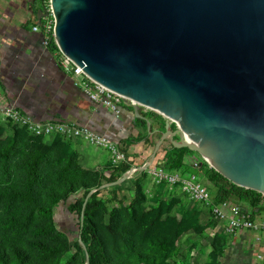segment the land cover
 <instances>
[{
  "label": "water",
  "instance_id": "95a60500",
  "mask_svg": "<svg viewBox=\"0 0 264 264\" xmlns=\"http://www.w3.org/2000/svg\"><path fill=\"white\" fill-rule=\"evenodd\" d=\"M49 1L59 52L132 100L147 130L142 108L163 118L136 172L168 143L264 195V0ZM131 169L100 189L130 179Z\"/></svg>",
  "mask_w": 264,
  "mask_h": 264
},
{
  "label": "trees",
  "instance_id": "16d2710c",
  "mask_svg": "<svg viewBox=\"0 0 264 264\" xmlns=\"http://www.w3.org/2000/svg\"><path fill=\"white\" fill-rule=\"evenodd\" d=\"M48 48L58 52L53 41ZM140 114L155 123L157 130H163L161 116L145 111ZM135 124L144 129V134L118 144L124 153L132 144L143 141L146 148L154 144L149 140L152 128L147 130L140 119H135ZM161 151L164 169L205 178L213 188L216 203L243 202L254 212L264 210L261 194L233 185L207 164L200 165L198 171L185 165L188 149L165 143ZM131 167L127 162L85 169L77 151L59 137L45 144L43 137L30 136L22 129L14 128L5 136L0 129V264H61L72 249L64 264H175L181 237L205 236L212 219L202 224L201 208L192 204L189 209L163 183L148 196L146 171L136 172L118 186L100 189L117 181ZM126 183L134 192L127 204L126 198L118 195ZM105 190L109 197L102 200L99 195ZM70 198L73 202L69 211L79 217V239L73 243L58 230L54 219V209ZM225 239L218 232L212 235L205 264H222Z\"/></svg>",
  "mask_w": 264,
  "mask_h": 264
},
{
  "label": "crops",
  "instance_id": "0c3cea01",
  "mask_svg": "<svg viewBox=\"0 0 264 264\" xmlns=\"http://www.w3.org/2000/svg\"><path fill=\"white\" fill-rule=\"evenodd\" d=\"M42 22L39 0H0V106H12L36 121L60 120L86 127L116 145L141 135L144 129L136 126L132 110L122 107L115 114L90 102L73 85L72 78L59 65L57 51L45 47L42 34L32 30ZM150 122L154 133L149 134V140L155 144L159 137L157 126ZM74 142L83 166L102 169L109 164L103 150ZM151 150L143 141L130 145L126 153L132 167L142 166ZM190 161L191 157L184 158V162ZM125 186L118 195L127 199L134 192ZM256 236L242 231L230 240L228 262L241 258V264H252ZM262 237L260 246L264 248V234Z\"/></svg>",
  "mask_w": 264,
  "mask_h": 264
},
{
  "label": "built area",
  "instance_id": "2783aa9c",
  "mask_svg": "<svg viewBox=\"0 0 264 264\" xmlns=\"http://www.w3.org/2000/svg\"><path fill=\"white\" fill-rule=\"evenodd\" d=\"M40 9L43 22L33 26L34 32H40L43 44L48 48V43L54 38V17L49 0H41ZM57 47V46H56ZM58 49V48H57ZM59 65L73 81V85L92 103L99 104L104 108L117 114L122 107H132L135 103L125 97L117 95L94 82L83 71H81L71 60L63 56L59 50ZM146 110L145 108H142ZM0 120L6 121L12 126L24 130L33 137L54 138L59 137L66 141H81L89 146L106 152L108 162L112 166L129 162L128 154L119 150L118 146L105 136L98 135L90 129L78 126L74 123L49 120L36 121L26 113L12 106H0ZM163 153L156 157L154 164L145 171L148 177L146 194L151 196L157 185L163 183L169 193L177 198H182L190 204H196L201 208L203 214L212 219L209 227L212 233H221L229 241L234 240L239 232L255 233V244L253 245L252 264L264 263V248L260 246L261 237L264 234V210H252L246 203L225 201L216 203L214 192L210 183L198 174L181 171L168 170L162 167ZM148 162V159L145 163ZM186 163V162H184ZM185 165L198 171L200 165L192 160ZM129 178L136 173L135 167H131ZM262 197L264 195L261 194ZM212 237V236H211Z\"/></svg>",
  "mask_w": 264,
  "mask_h": 264
},
{
  "label": "rangeland",
  "instance_id": "374dc122",
  "mask_svg": "<svg viewBox=\"0 0 264 264\" xmlns=\"http://www.w3.org/2000/svg\"><path fill=\"white\" fill-rule=\"evenodd\" d=\"M39 4H40V0H39ZM142 111L154 113L152 111L144 110V109H141V112ZM14 128H16V127L12 126L11 124L7 123L6 121L0 120V129L3 131V136L10 134ZM142 134H144V131L142 132ZM52 139L53 138H43V141L45 144H50ZM61 140L65 141V142H69L71 147L76 150V144L74 141H66L64 139H61ZM151 147L153 148V146H151ZM187 156L191 157V159L195 160L199 165L203 166V165L207 164V162L203 159V157H201L199 154H197L194 151H190V153H188ZM78 161L83 168L89 169V170H96L93 168H87V167L83 166L81 164L80 159H79V154H78ZM208 167L211 168L209 165H208ZM99 197L102 200H103V198L107 199L109 197L108 191L107 190L103 191L99 195ZM132 197L133 196L127 197L126 204L128 203V201ZM182 200L186 204L183 201H179L180 202L179 204L184 203L186 205V207H188L189 209L190 208L192 209V207H194L192 204L188 203L184 199H182ZM72 202H73V198H70L66 202H60L58 204V206L54 209V219H55L56 226H57L58 230L63 231L66 234L70 243H73L75 240L79 239V228H78L79 217H77V215L72 214L69 211V206ZM149 204L150 203H148V204L145 203V206L149 205ZM262 204H264V202ZM201 218H202L201 219L202 224L206 223L207 220L209 219L207 216H205L203 214V212H202ZM212 232L213 231H211L208 228L206 230V235L203 237L202 236L199 237V236H196L193 234L183 235L181 237L179 243H178V251H177L178 254H177V257L174 259L175 264H205L206 261L208 260V254L210 251L209 239L212 238L211 237L213 235ZM262 238L263 237H261V242H262ZM225 241L227 242V248L225 249L223 257L221 258V263L222 264H238V262L243 263L241 258L236 259L237 261H234V263L232 262V260H234V259H232V260H230V262H228L229 261L228 260L229 251L231 250V248H230L231 243L227 238L225 239ZM252 248H253V245H252ZM234 250H235V248H234ZM237 250H238V252L239 251L241 252L240 249H237ZM235 252H236V250H235ZM72 253H73V249L71 250L70 253L66 254L62 258L61 264H64L69 259V257L71 256Z\"/></svg>",
  "mask_w": 264,
  "mask_h": 264
}]
</instances>
